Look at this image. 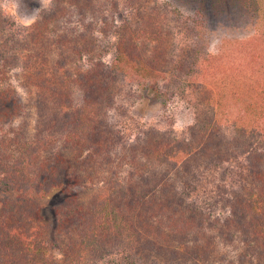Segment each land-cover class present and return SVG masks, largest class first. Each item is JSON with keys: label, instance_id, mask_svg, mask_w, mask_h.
I'll return each mask as SVG.
<instances>
[{"label": "trees", "instance_id": "trees-1", "mask_svg": "<svg viewBox=\"0 0 264 264\" xmlns=\"http://www.w3.org/2000/svg\"><path fill=\"white\" fill-rule=\"evenodd\" d=\"M64 1L72 14L83 16L116 0ZM234 7L264 22V0H225V12ZM153 27L158 26L133 29L129 43L118 36L111 64L95 57L98 45L92 24L83 20L80 27L60 34L54 49L43 54L44 35L35 33L31 43L35 49L28 47L15 55L22 58L25 70L37 69L33 73L38 77L34 84L39 103L33 140L21 129L12 138L0 137V175L4 174L0 186L17 193L1 206L0 264H96L129 242L137 253L148 257L151 252L168 264H264V81L260 77L248 79L245 85L225 76V82L216 86V100L214 92L207 99L208 107L217 108L225 99V115L231 105L236 106L228 135L211 118L216 112L204 115L182 137L148 129L123 141L114 132L109 112L121 93L128 62H143L140 56L151 48L153 56L163 53L158 46L164 47L165 41L159 28ZM140 32L146 48L137 54L135 37ZM0 46L1 51L7 48L5 40ZM55 49L58 58L48 67L44 58ZM69 54L74 59L67 61ZM0 57L3 69L13 64L3 52ZM84 58V67L68 66ZM43 68L46 73L41 74ZM76 90L79 100L74 99ZM6 113L0 98V118ZM47 147L57 148L55 157L42 158ZM239 159L243 172L224 189L220 213L206 214L190 200L200 170ZM93 184L90 193L83 192V187ZM55 187H61L63 194L57 209L59 258L47 251L44 234L33 226L40 206L37 197Z\"/></svg>", "mask_w": 264, "mask_h": 264}, {"label": "rangeland", "instance_id": "rangeland-1", "mask_svg": "<svg viewBox=\"0 0 264 264\" xmlns=\"http://www.w3.org/2000/svg\"><path fill=\"white\" fill-rule=\"evenodd\" d=\"M203 1L116 0L110 6L105 3L102 10L92 15L76 16L64 0H0V41L7 43V48L0 52L6 60L13 61L3 69L0 57V98L8 111L0 118V137L12 138L17 129H21L28 135L27 139L33 140L36 125L39 89L34 84L38 77L33 72L37 69L29 67L25 70L22 58L19 60L15 55L28 47L35 49L31 45L35 33L44 35L43 54L54 49L57 37L70 28L80 27V20L92 24L93 38L98 45L94 55L105 63L115 61L118 36L122 35L129 43L133 29L138 32L145 25L151 27L154 24L158 27L153 28H159L165 41L164 47L158 46L163 49L162 54L153 56L152 48L149 49L139 58H144L143 62H128L129 67L121 77L122 90L109 114L113 119L114 132L123 141H130L148 129L182 137L204 115L212 116L215 112V117L211 118L216 119L219 130L228 135L236 106L231 105L230 114L225 115V99L221 103L222 108L215 104L208 107L207 99L213 92L215 99L216 86L220 81L225 82V76L242 80L245 85L249 84L248 79L256 77L264 81V22L255 21L251 14L245 16L239 7L225 12V0H221V4L215 0H205L206 4H203ZM147 32L143 31V35L148 37ZM140 34L135 37L137 54L146 48L142 46L144 39ZM75 43L72 39L71 46ZM71 46L67 43L70 51ZM56 53L57 49L44 58L48 67L58 58ZM26 54L27 50L23 59ZM73 59L69 54L67 61ZM85 64L84 58L68 66L79 68ZM44 71L43 68L41 74L46 73ZM76 93L74 99L79 100L80 93L78 90ZM57 148L47 147L42 158L55 157ZM243 169L244 164L239 159L216 169L200 170L189 199L206 214L220 213V197L224 189L236 183ZM3 176L0 175V179ZM94 185L83 187V192L90 193ZM16 195L14 188L4 190L0 186V216L4 201L14 199ZM62 198L61 187L52 188L41 198L37 197L40 206L35 205L39 208L36 221H33L34 228L45 236L47 251L56 258L62 255L56 247L60 243L56 229L57 209ZM130 243H122L100 257L96 264H129L131 259L130 264H168L151 252L148 257L137 253Z\"/></svg>", "mask_w": 264, "mask_h": 264}]
</instances>
